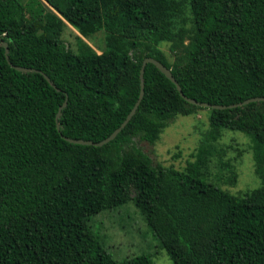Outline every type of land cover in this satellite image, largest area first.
I'll return each instance as SVG.
<instances>
[{
    "label": "trees",
    "instance_id": "trees-1",
    "mask_svg": "<svg viewBox=\"0 0 264 264\" xmlns=\"http://www.w3.org/2000/svg\"><path fill=\"white\" fill-rule=\"evenodd\" d=\"M64 23L81 38L101 30L103 49L78 38L67 50ZM1 42L0 264H152L111 259L87 225L129 201L173 264H264V101L204 109L208 132L193 162L153 166L133 141L153 145L174 117L203 108L146 64L144 95L112 141L64 140L102 141L119 127L144 58L197 103L264 97V0H0ZM222 131L248 139L260 180L238 197L207 181Z\"/></svg>",
    "mask_w": 264,
    "mask_h": 264
},
{
    "label": "rangeland",
    "instance_id": "rangeland-1",
    "mask_svg": "<svg viewBox=\"0 0 264 264\" xmlns=\"http://www.w3.org/2000/svg\"><path fill=\"white\" fill-rule=\"evenodd\" d=\"M78 38L96 53L103 49L101 30L88 38H81L64 23L60 39L65 48L75 53ZM159 50L167 61L171 62L172 56L168 52V45H160ZM207 115L208 112L203 109L193 116H176L153 145L137 140L133 143L149 158L153 166L180 170L187 162H193L197 148L206 139ZM212 146L222 153L214 155L207 163L208 182L236 197L260 186L247 138L238 133L222 131ZM224 164L229 168L223 167ZM232 171L236 175L235 185L229 183ZM87 225L99 239L103 250L113 260L121 262L139 255H148L152 264H173L159 248L157 240L130 201L118 208L91 216Z\"/></svg>",
    "mask_w": 264,
    "mask_h": 264
},
{
    "label": "water",
    "instance_id": "water-1",
    "mask_svg": "<svg viewBox=\"0 0 264 264\" xmlns=\"http://www.w3.org/2000/svg\"><path fill=\"white\" fill-rule=\"evenodd\" d=\"M0 46L3 47L4 49V54H6L7 52V45L5 42H1L0 43ZM146 64H150L152 65L161 75H163L165 77V79H167L169 82L173 83L179 94H180V97L185 100L186 102L192 104L193 106H196V107H199V108H203V109H212V110H230V109H233V108H236V107H241L245 104H248V103H253V102H260V101H264V97H261V98H253V99H248V100H245L243 101L242 103L240 104H236V105H229V106H211V105H207L205 103H197L195 102L194 100L190 99V98H187L179 84L173 79V77H171V74L169 72L168 69H166L165 67H163L159 62L151 59V58H144L142 60V63L140 65V68H139V71H138V79H139V82H140V92H139V95L137 96V99L134 103V105L132 106V108L130 109L129 113L126 115L125 119L123 120V122L119 125V127L117 129H115L107 138L103 139L102 141H97V142H92L90 140H71V139H66L64 138V140L70 144H75V145H80V146H84V145H92V146H102V145H105L107 144L108 142L112 141L115 136L123 129V127L126 125V123L130 120V118L133 116L141 98H142V95H144V84L142 82V74H143V70H144V67ZM17 72H21V73H27V72H33L31 70H27V69H23V68H18L16 66H12ZM44 80L49 83V80L47 79V77L43 76ZM51 84V83H50ZM52 87H54L52 84H51ZM65 100L63 101L62 105L58 108L57 110V113L55 115V118H54V122H55V127H56V130H58V126H57V119L59 118L60 116V110L62 108H64L65 106Z\"/></svg>",
    "mask_w": 264,
    "mask_h": 264
}]
</instances>
